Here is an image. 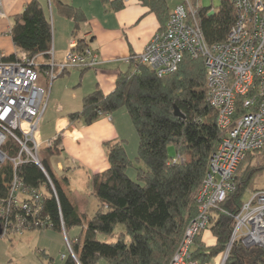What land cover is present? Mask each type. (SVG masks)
Instances as JSON below:
<instances>
[{
    "label": "trees",
    "instance_id": "obj_1",
    "mask_svg": "<svg viewBox=\"0 0 264 264\" xmlns=\"http://www.w3.org/2000/svg\"><path fill=\"white\" fill-rule=\"evenodd\" d=\"M98 1L114 11L124 5L122 0ZM139 1L157 18L158 31L163 30L170 13L166 0ZM56 6L62 17L74 22L75 34L78 25L85 21L82 12L61 2H56ZM209 12L210 9L200 6L196 21L206 45L212 46L226 41L236 12L231 0H220L219 8ZM9 34L16 53L4 60L12 61L20 53L36 57L41 63L49 60L52 26L37 0H31L11 19ZM76 44L77 50L87 46L81 40ZM134 56H129L126 71L117 75L111 93L104 95L96 89L83 97L79 112L66 115L70 123L81 121L90 125L101 116L125 109L138 137L134 169L124 141L103 144L108 169L91 178L92 195L97 201L91 217L78 212L70 198L67 176H54L47 158L41 159L44 172L31 162L17 169L19 179L41 190L44 196L39 219L45 227L29 231L63 232L71 252L62 256V264H169L188 223L197 216L196 195L208 172L210 158L226 135L218 127L217 112L206 98L202 58L184 53L177 71L159 78ZM174 107L182 118L174 115ZM244 113L238 99L236 114ZM59 144L57 138L53 148H45L46 156L59 155ZM169 145L175 148V158L167 154ZM262 151L264 147L246 153L236 169L234 189L217 208L209 211L207 229L195 236L190 250L192 260L198 264H209L225 254L233 232V216L244 203V194L255 192L256 179L264 176V166L246 165L237 174L238 168ZM174 159L178 161L173 163ZM11 176L12 168L5 165L0 173V197L7 195ZM118 226L121 230L116 232ZM75 228L80 229L79 234L69 238L68 232ZM205 232L212 244L206 241ZM224 264H264V250L236 241Z\"/></svg>",
    "mask_w": 264,
    "mask_h": 264
},
{
    "label": "built area",
    "instance_id": "obj_2",
    "mask_svg": "<svg viewBox=\"0 0 264 264\" xmlns=\"http://www.w3.org/2000/svg\"><path fill=\"white\" fill-rule=\"evenodd\" d=\"M201 1L179 0L164 29L157 31L142 52L134 56L159 78L177 71L184 53L202 58L206 98L217 112L218 127L226 131L196 195L197 216L188 223L169 264H198L192 260L190 250L195 236L207 229L209 211L234 189L235 172L246 153L264 147V0H231L235 24L225 42L212 46L206 45L196 21ZM213 12L210 9L209 13ZM76 45L74 40L69 43V51L60 62L54 60L52 51L45 63L24 53L6 61L0 51V173L5 165L12 168L7 195L0 197L1 237L45 227L39 219L43 192L24 184L17 169L31 162L43 171L40 149L43 145L54 147L57 136L44 143L40 137V123L53 80L71 69L98 65L96 53L88 48L77 50ZM124 61L129 62V57ZM238 99L246 111L241 115L236 114ZM177 161L174 159L173 163ZM233 219V232L223 258L236 241L264 250V186L250 194ZM67 246L71 252L68 242Z\"/></svg>",
    "mask_w": 264,
    "mask_h": 264
},
{
    "label": "crops",
    "instance_id": "obj_3",
    "mask_svg": "<svg viewBox=\"0 0 264 264\" xmlns=\"http://www.w3.org/2000/svg\"><path fill=\"white\" fill-rule=\"evenodd\" d=\"M30 1L31 0H0L1 12L4 15V18L0 19V51L4 57H9L10 55L16 53V48L14 47L9 34L11 19L16 15H19L23 11L25 5ZM37 1L41 4L46 16L47 10H49L51 14L50 23L53 26L51 51L53 52V58L56 62L62 61L65 54L69 51V43L73 40L75 43H77V40L84 41L87 45L86 48L90 49L98 56V65L95 68L71 69V71L69 70L59 77L69 75L72 70H80L79 79L82 80L86 71H94L96 85L91 90L93 92L96 89H99L104 95H107L114 90L117 75L126 71L128 65L124 60L130 55H137L141 53L145 45L159 29V25H156L155 23L153 29L150 28L149 32L143 39H127L126 33H128V29H130L129 27L132 26V24H137L143 18H145V15L149 10L145 6H142L139 0H127L124 2L125 6L131 5L133 9L131 12L132 17H130L131 13H126L125 11L120 13L114 12V10L111 8L102 5V7L105 8L106 14L103 16L101 22L93 20L92 18L95 17L92 13H90L94 3L99 2L98 0ZM56 2H61L65 5L72 6L80 10L84 15V25H78L77 29L75 30V34H73L75 29L74 22L62 17L59 14ZM149 14L152 13L149 12ZM60 19L61 21L62 19H65L66 22L73 24V29L71 30V28H69L67 35H63V33L62 35H57V33H55L56 25L58 27L64 26ZM114 19L116 23L110 27V24ZM148 19L152 20L153 18L149 16ZM69 32L71 33V36H73L70 42V36L68 37ZM79 33L80 36L78 35ZM123 66L125 68H122ZM53 82L49 88L51 91H49L47 94V108L40 123V136L41 139L46 140V138L44 139L45 135L43 134V128H45L46 124H50L51 127L49 130H52L50 131L52 132V135L47 138V140L56 136L60 137V154L58 156L62 157L64 166L59 163L58 170L60 171L63 168L64 171L62 174L65 176H67L68 173H71L72 177H67L71 192L70 198L78 212L80 214H86L85 210L87 207V201L89 200H85V197L88 194L93 196L92 185L90 186L91 178L93 175L102 173L108 169V161L103 144L105 142L112 141L125 142L126 137L124 133L126 128L125 125H128L126 122L127 118L125 116L126 114L114 112L111 115L101 116L98 120L90 125H85L81 121L70 123L67 120L66 115L69 113L79 112V110L77 109L78 111H67L64 113V110L66 107H68V105L63 107L58 103V101L53 106V112L48 113V103L54 88ZM60 87V84H58L57 88L59 91ZM90 92L88 93L90 94ZM77 180L78 182H81L80 186L75 183L78 188H73L72 184ZM85 184L87 187L89 186L87 190L85 188ZM83 187L85 190L82 189ZM24 234L20 236H23ZM205 239H207V237H205ZM10 241H12V239H10ZM2 245L5 247L0 246V264H15L16 257L11 252V248H9L6 244ZM36 250H38V248H36Z\"/></svg>",
    "mask_w": 264,
    "mask_h": 264
},
{
    "label": "rangeland",
    "instance_id": "obj_4",
    "mask_svg": "<svg viewBox=\"0 0 264 264\" xmlns=\"http://www.w3.org/2000/svg\"><path fill=\"white\" fill-rule=\"evenodd\" d=\"M178 3H179V0H166V6L169 10H172L175 7V5ZM124 6L125 5H123V8L121 10L114 11V12H119V13L124 12V11L126 13L132 12L133 9L131 5L125 6V8ZM201 6L206 9L217 10L220 6V0H202ZM91 9L92 10H90V13H92L93 16L95 17L92 19L101 22L103 16L106 14L105 8L102 7V4L100 2L98 3L96 2L94 3V6ZM47 16H48V19L51 21V14L49 10H47ZM149 16H151L153 19L152 20L148 19ZM130 17H132V13L130 14ZM113 18H114V14H113ZM61 22H63L64 26L58 27L56 25L55 33H57V35H62V33L63 35H67V32L69 31L68 29L69 28H71V30L73 29V26H72L73 24L66 22L65 19H62ZM115 23L116 21L114 19L111 22L110 27H112ZM155 23L156 25L159 24L157 21V18L155 17L154 14H149V10H148L147 14L145 15V18H143L137 24H132V26L129 27L130 29H128V33H126L127 39L128 40L130 38L132 40L143 39L145 35L149 32L150 28L153 29ZM79 25H84V22L80 23ZM70 32L68 33V37L70 36L69 42L71 38H73ZM52 34H53V26H52ZM78 35L80 36V33ZM122 68H125V67L123 66ZM77 71L72 70V72L69 75L58 77L54 80L53 82L54 88L52 90L51 98L49 99V103H48V109H47L48 113L53 112V106L55 105V103H57V101L63 107H66L68 105V107L65 108L64 113H66L67 111H75L77 109L79 111L81 110L82 99L85 95H87L88 92L90 91L92 92L91 89L95 87L96 79H95L94 71L89 70L84 73V76L81 80L79 79L80 70L78 72ZM58 84H60L61 86L60 91L57 88ZM49 91L51 90L49 89L48 92ZM116 112L126 114L125 109H120ZM125 116L128 120V121L126 120L128 125L127 126L125 125L126 128H125V133H124L126 137L125 142H124L125 150H126V154L128 158L134 163L133 165V169H134L136 168L134 160L137 156L138 137L134 130L133 125L130 122L128 115L126 114ZM50 127H51L50 124H46L45 128H43V131H44L43 134L45 135L44 139L46 138V140L52 135L51 134L52 132H50L52 130H49ZM57 138L60 139L59 136H57ZM44 142L45 140H43V143ZM44 150L45 148L43 145L39 153L40 159L47 158V161H48V164H49V167L52 173L57 178H60L62 175V172L64 171L63 168L60 170L61 172L58 170L59 163L64 166L62 157L58 155H55L52 157L46 156V153H45L46 151L44 152ZM167 154L169 158L176 157L174 146L172 145L168 146ZM246 165L256 166L257 168H262L264 166V151L256 153L254 154L253 158H249L248 160L244 161L239 166L237 174H239ZM129 175L133 176V172L130 171ZM67 177L68 178L72 177L71 173H68ZM75 183L80 186L81 182H78V180L76 182L75 181L73 182L72 187L78 188V186ZM256 186H258V188H261L264 186V176L258 177L256 179ZM85 188L87 190L89 186L87 187L85 184ZM85 188L83 187L82 189L85 190ZM249 198H250V194L246 193L244 194L242 201L246 202L249 200ZM85 200H89L87 201V207H86L85 213L87 216L91 217L96 210L97 202L94 199V197L91 196V194H88L85 197ZM120 230H121V226H118L116 228V232ZM79 231L80 229L75 228V229L70 230L67 235L69 238H73L74 236L79 234ZM24 233L12 235L11 237H0V246H4L2 244H6L9 248H11V252L16 257L15 264H62V256L67 255L69 251L68 246H67V241H66V238L63 232L59 233L57 231L47 229L42 232L26 231ZM22 234L24 235L20 236ZM204 237H207L206 241L208 242V244H212L211 243L213 242L212 238L207 232H205ZM9 239H12V241H10ZM99 240L105 241L106 239L105 237H99ZM36 248H38V250H36ZM223 256L217 259L211 260L209 264H222V261L224 259ZM101 264H104V263H101Z\"/></svg>",
    "mask_w": 264,
    "mask_h": 264
},
{
    "label": "water",
    "instance_id": "obj_5",
    "mask_svg": "<svg viewBox=\"0 0 264 264\" xmlns=\"http://www.w3.org/2000/svg\"><path fill=\"white\" fill-rule=\"evenodd\" d=\"M174 115H175L176 117H179V118H182V117H183L182 114L180 113V111H179L176 107H174ZM1 235H2V230H1V226H0V237H1ZM226 258H227V257H225V258L223 259L222 264H224Z\"/></svg>",
    "mask_w": 264,
    "mask_h": 264
},
{
    "label": "bare ground",
    "instance_id": "obj_6",
    "mask_svg": "<svg viewBox=\"0 0 264 264\" xmlns=\"http://www.w3.org/2000/svg\"><path fill=\"white\" fill-rule=\"evenodd\" d=\"M227 257V256H226Z\"/></svg>",
    "mask_w": 264,
    "mask_h": 264
}]
</instances>
